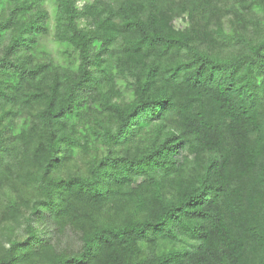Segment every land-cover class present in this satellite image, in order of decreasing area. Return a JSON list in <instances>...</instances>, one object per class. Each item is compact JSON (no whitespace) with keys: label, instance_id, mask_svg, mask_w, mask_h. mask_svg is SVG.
<instances>
[{"label":"trees","instance_id":"obj_1","mask_svg":"<svg viewBox=\"0 0 264 264\" xmlns=\"http://www.w3.org/2000/svg\"><path fill=\"white\" fill-rule=\"evenodd\" d=\"M0 264H264V0H0Z\"/></svg>","mask_w":264,"mask_h":264},{"label":"rangeland","instance_id":"obj_2","mask_svg":"<svg viewBox=\"0 0 264 264\" xmlns=\"http://www.w3.org/2000/svg\"><path fill=\"white\" fill-rule=\"evenodd\" d=\"M44 45L49 49H56L54 43L51 41V35H48L46 38L43 39ZM57 56V53H55ZM43 227L46 229L47 234L46 237L53 239L54 233L51 229V227L48 224H44ZM78 245V240L75 235H73L71 232H67L66 236L62 239V246H68V247H75Z\"/></svg>","mask_w":264,"mask_h":264}]
</instances>
